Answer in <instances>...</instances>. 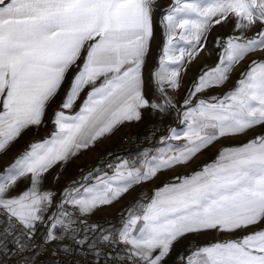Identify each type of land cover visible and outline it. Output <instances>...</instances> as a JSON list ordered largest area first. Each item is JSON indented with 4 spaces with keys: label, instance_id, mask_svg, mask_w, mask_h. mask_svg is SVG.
Segmentation results:
<instances>
[{
    "label": "snow or ice",
    "instance_id": "snow-or-ice-1",
    "mask_svg": "<svg viewBox=\"0 0 264 264\" xmlns=\"http://www.w3.org/2000/svg\"><path fill=\"white\" fill-rule=\"evenodd\" d=\"M156 4L157 0H0V152L24 130L43 123L66 74L77 69L53 113L55 130L50 137L31 143L0 172V254L20 256L18 264H32L26 253L34 254L42 246L34 238L37 225L44 224L43 245L60 248L57 242L70 234L75 245L93 253L95 264H164L174 243L187 234L231 233L264 222V135L220 149L215 160L199 170L175 177L147 201H136L119 228L105 229L80 219L160 171L190 162L218 139L264 126V58L249 61L223 96L193 102L202 91L227 82L233 68L248 56L264 53V0H172L160 18L165 42L159 66L151 73L150 99L143 66L154 34ZM229 20L234 21L233 34L216 38L217 64L202 71L183 100L185 127L171 128L169 137H161L166 146L151 156L145 152L139 166L120 160L109 166L111 174L95 170L79 185L73 182L45 220L55 194L40 191L43 175L122 123L139 121L143 109H176L169 89L179 87L185 61L190 63L205 50L213 27ZM257 25L258 31L246 35ZM89 85L79 111L70 114ZM29 175L26 191L7 195ZM62 250L69 248L64 245ZM177 260L264 264V229L197 247Z\"/></svg>",
    "mask_w": 264,
    "mask_h": 264
},
{
    "label": "rangeland",
    "instance_id": "rangeland-1",
    "mask_svg": "<svg viewBox=\"0 0 264 264\" xmlns=\"http://www.w3.org/2000/svg\"><path fill=\"white\" fill-rule=\"evenodd\" d=\"M171 3L172 0H157V4L155 5V10L153 13L154 34L151 38L150 50L145 58V64L143 66L145 93L150 99L153 97L151 73L159 66V58L163 54V45L165 42L164 28L160 24V18L164 14V10L168 8ZM233 23V20H229L227 23H222L213 27L207 36L205 50L201 51L199 55L196 56V58L190 63L185 61V67L181 69L179 87L175 90L169 89V95L174 97L176 102V109H170L164 113L158 111L153 112V110L150 108L143 109L142 118L139 121L122 123L121 125L117 126L111 134H106L97 140L93 146H90L86 150L79 151L77 155L70 157L67 162L57 163L43 175L40 184V191H51L55 194L53 197V201H55V203L44 214L45 220H47V217L51 215L56 209V202L61 199V195L65 188H67L73 182H76L77 185H79L81 183L82 177L87 175L89 172H94L95 170L104 171L111 174V168L109 166L118 163L120 160L133 161L137 166H139L140 160L144 158L143 154L145 152L149 154L150 148L153 144L156 145V143H158L160 145L159 149L166 146L165 143L161 142V137H169V130L171 128L181 131L185 127V125L181 123V113L183 111L181 105L183 100L188 95L189 89L196 78L202 73V71L210 69L217 64L220 49L216 45V38H223L233 34ZM258 29L259 25L248 31L246 35L250 37L256 31H258ZM179 43L183 44V42ZM257 57L264 58V53L257 52L254 55L248 56L245 60L233 68L227 82H225L220 87H210L207 90L202 91L193 98V102L195 103V101L199 99H208L213 96H223L228 90L234 87L236 81L240 77V73L247 69L249 61ZM79 63L82 64V60L79 61ZM76 70V68H73L66 74V79L59 90V94L56 96L55 101L47 108L46 115L43 118V123L39 127L30 126L24 130L22 134L15 141H13L6 150L0 152V172L7 168L18 155L28 148L31 143L39 142L50 137V134L55 130V126L52 123L53 113L58 108L66 91L70 87L72 77ZM99 82H102V80L97 82V86ZM89 91H91V85L86 86L81 91L79 98L74 104L70 114H74L76 111H79V108L87 98ZM0 109H2V105H0ZM252 130H257L258 133L263 134L264 126H258L256 129L252 128L242 136L248 140L247 135L253 134ZM258 133H256V135ZM250 139L251 138H249V140ZM168 142L177 146L182 143V141H180V143L179 141ZM121 146H128L132 148L131 155H126L119 161H111L108 157V154L116 149H119ZM211 156L212 153L209 146L199 152L193 159H191L190 162L178 165L169 170L160 171L155 176V178L148 182L133 186L126 194L122 195L116 201L108 205L97 207L92 213L81 217V220H84L90 224L93 220L106 219L110 216L119 215L122 212L124 213V219L128 214L127 209L131 206L130 203L134 199L135 202L138 200L143 201V199L147 200V197H152L155 189L171 182L175 177L187 175L186 172L196 171L198 167L203 166L206 162L208 163L207 160ZM99 171H96L97 175L99 174ZM91 182L92 181H88V183ZM30 186V175L20 178L7 195L10 197L17 196L26 191ZM76 213L79 216V212L76 211ZM0 220L3 221L4 217L0 216ZM120 226H118V228ZM43 227H45L44 224H38L36 230L40 231L43 229ZM239 237L240 233L238 231L231 232L229 236L219 240H213L212 235L207 231L187 234L174 243L170 255L164 260V264H178V256L181 254L187 255L190 250H194L197 247L210 245L218 241L222 242L229 239H236ZM70 240L72 239L70 238L69 234L67 238L63 239V241L59 243L64 245ZM36 253H26V255L32 256V264H36L35 262L37 260V256H39ZM19 261L20 256H14L10 254L3 264H18Z\"/></svg>",
    "mask_w": 264,
    "mask_h": 264
},
{
    "label": "built area",
    "instance_id": "built-area-1",
    "mask_svg": "<svg viewBox=\"0 0 264 264\" xmlns=\"http://www.w3.org/2000/svg\"><path fill=\"white\" fill-rule=\"evenodd\" d=\"M159 147L160 145L158 143H156V145L153 144L150 148L149 156L154 155L155 152L159 149ZM110 160L113 161V159H110ZM54 203L55 201H53L51 206H53ZM75 216L79 217L76 212H75ZM123 217H124V213L122 212L119 215L110 216L106 219L93 220L90 224L95 223V224H99L103 226L105 229H115L121 225V223L123 222ZM0 222L2 221L0 220ZM45 232H46L45 227H43V229L40 231L36 230V236L34 238V242L42 245L40 248H38L35 251V253L37 252L36 254L39 255L37 256V260L35 262L36 264L37 263L38 264L39 263H42V264H95V257L93 253L91 251H87L86 246L83 249L79 248V246L75 245L72 240L64 244V245H67V247L69 248V251L67 252L62 250L64 245H62L61 243H60V248H56L54 244L43 245V237L46 234ZM89 235H91V233H89ZM7 246L10 249L14 247L11 242V238H9ZM29 252H31V250H29ZM8 255L10 254H7V255L0 254V261H3L4 263L7 260Z\"/></svg>",
    "mask_w": 264,
    "mask_h": 264
},
{
    "label": "crops",
    "instance_id": "crops-1",
    "mask_svg": "<svg viewBox=\"0 0 264 264\" xmlns=\"http://www.w3.org/2000/svg\"><path fill=\"white\" fill-rule=\"evenodd\" d=\"M253 129H256V127H254ZM252 132H253V134L247 135V137H248L247 139L248 140H249V138L252 139L253 137L258 136V135H264V133L263 134L258 133L257 130H252ZM256 133H258V134L256 135ZM242 135H244V134L229 135V136H225L223 138H220L216 142H214L210 146L212 156L210 158H208V160H207L208 163L213 161V160H215V158H216V156H217V154H218L220 149L226 148V147H236V146H240V145L246 143L248 140H246L245 137L242 136ZM179 143H180V141H179ZM201 167L202 166L198 167L196 170H199ZM186 173H187V175H189L192 172H186ZM182 174H183V172H182ZM150 198L151 197H147V200H149ZM260 229H264V222H260V223L254 225V226H250V227H248L246 229H243V230H238V232L240 233V237H241L243 235H246L248 233H251V232H254V231H257V230H260ZM207 232L208 233L210 232V234L212 235V239L213 240H219V239H222V238H226V236H229V234H230L229 232H221V231H217V230H207Z\"/></svg>",
    "mask_w": 264,
    "mask_h": 264
},
{
    "label": "trees",
    "instance_id": "trees-1",
    "mask_svg": "<svg viewBox=\"0 0 264 264\" xmlns=\"http://www.w3.org/2000/svg\"><path fill=\"white\" fill-rule=\"evenodd\" d=\"M132 148L128 146H121L119 149L114 150L113 152L108 154V157L110 159H113V161H119L121 158H123L126 155H131ZM143 201H146L143 199ZM135 202V199L130 203L132 206Z\"/></svg>",
    "mask_w": 264,
    "mask_h": 264
}]
</instances>
